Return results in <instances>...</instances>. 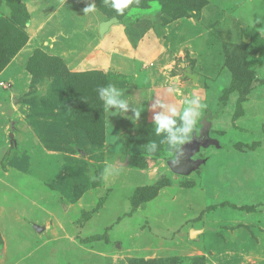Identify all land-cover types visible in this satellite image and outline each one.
Masks as SVG:
<instances>
[{
    "label": "rangeland",
    "instance_id": "rangeland-1",
    "mask_svg": "<svg viewBox=\"0 0 264 264\" xmlns=\"http://www.w3.org/2000/svg\"><path fill=\"white\" fill-rule=\"evenodd\" d=\"M115 14L102 0H0V264H264V25L250 23L264 0H141L101 37ZM170 83L203 97L221 144L188 176L166 144L147 151ZM107 84L137 121L104 111Z\"/></svg>",
    "mask_w": 264,
    "mask_h": 264
},
{
    "label": "clouds",
    "instance_id": "clouds-1",
    "mask_svg": "<svg viewBox=\"0 0 264 264\" xmlns=\"http://www.w3.org/2000/svg\"><path fill=\"white\" fill-rule=\"evenodd\" d=\"M141 0H102V3L115 10L117 15H124L125 10L132 5H139ZM135 11V8L132 9ZM97 11L95 2L88 4L84 9V15L93 14ZM252 24L264 25V17L257 16L255 20L250 21ZM264 35V30L261 31ZM45 46L48 42L45 41ZM98 98L102 101L103 109L114 115H127L131 110L134 115L131 117L137 121L143 109L136 106V104L126 95V90L118 88L114 84H107L97 89ZM169 97L181 98L183 104H177L170 101ZM206 104L203 103V97L193 93L191 96L187 95L180 86L176 83H170L164 95L153 98L151 104L152 110V125L156 136L162 137L159 144L155 141H149L147 144V151L155 154L160 145H167V161L172 160L173 163H178L180 157L184 155L183 145L190 142L194 138V134L199 136L201 132V117L204 115ZM116 171L114 165H108L105 168V174L111 175Z\"/></svg>",
    "mask_w": 264,
    "mask_h": 264
},
{
    "label": "water",
    "instance_id": "water-1",
    "mask_svg": "<svg viewBox=\"0 0 264 264\" xmlns=\"http://www.w3.org/2000/svg\"><path fill=\"white\" fill-rule=\"evenodd\" d=\"M119 20L116 17H110L109 19L100 22L98 29L99 35L103 37L105 32H107L114 24H117ZM248 41V40H247ZM184 75L188 78L193 79V82L197 81V76L195 73L191 72V67L187 66ZM19 99L13 100V103L16 104ZM201 132L198 133L199 136L194 134V138L192 141L183 145L184 155L180 157L178 163H173L171 159L167 161L169 169L177 175L188 176L192 172L201 168L207 162V158H195L194 156L200 152L203 148H208L209 146H216L217 148L221 147L220 141L210 135V130L212 128V122L210 119L203 117L201 119ZM14 128V121H11V129ZM10 138L13 136L10 134ZM81 154H84L82 150H79ZM118 166H127L129 164L128 158L124 161L118 160L116 163ZM64 209L66 206L63 204ZM33 227L37 232H41L45 229L44 226H40L37 223L33 222ZM198 232L197 230H190V237L194 236V233Z\"/></svg>",
    "mask_w": 264,
    "mask_h": 264
},
{
    "label": "trees",
    "instance_id": "trees-1",
    "mask_svg": "<svg viewBox=\"0 0 264 264\" xmlns=\"http://www.w3.org/2000/svg\"><path fill=\"white\" fill-rule=\"evenodd\" d=\"M193 4V2H192ZM111 17H116L118 20H120V15H112ZM110 18V17H109ZM80 87V86H79ZM78 85L77 88L79 89ZM81 88V87H80ZM82 89V88H81ZM87 92V91H86ZM90 98V97H89ZM91 99V98H90ZM209 119V118H207ZM165 184V181L162 178H158L157 180H155V182L143 189H141V191L133 198V204L136 205L139 201L148 199L152 196L153 193L156 192V190H158L160 187H162ZM98 235H93L90 238H88V240H92L94 238H96Z\"/></svg>",
    "mask_w": 264,
    "mask_h": 264
},
{
    "label": "flooded vegetation",
    "instance_id": "flooded-vegetation-1",
    "mask_svg": "<svg viewBox=\"0 0 264 264\" xmlns=\"http://www.w3.org/2000/svg\"><path fill=\"white\" fill-rule=\"evenodd\" d=\"M207 118V116H205ZM195 158H202L198 156V153L194 156Z\"/></svg>",
    "mask_w": 264,
    "mask_h": 264
},
{
    "label": "bare ground",
    "instance_id": "bare-ground-1",
    "mask_svg": "<svg viewBox=\"0 0 264 264\" xmlns=\"http://www.w3.org/2000/svg\"><path fill=\"white\" fill-rule=\"evenodd\" d=\"M197 232L194 233V235L196 234Z\"/></svg>",
    "mask_w": 264,
    "mask_h": 264
}]
</instances>
